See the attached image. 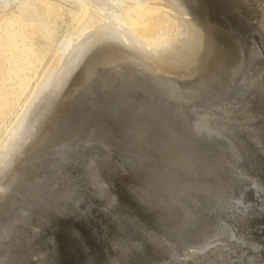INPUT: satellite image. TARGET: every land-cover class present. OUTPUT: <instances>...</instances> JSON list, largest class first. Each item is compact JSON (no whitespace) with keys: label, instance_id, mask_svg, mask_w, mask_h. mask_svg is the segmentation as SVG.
Listing matches in <instances>:
<instances>
[{"label":"bare ground","instance_id":"bare-ground-1","mask_svg":"<svg viewBox=\"0 0 264 264\" xmlns=\"http://www.w3.org/2000/svg\"><path fill=\"white\" fill-rule=\"evenodd\" d=\"M80 1L0 138V264H264V206L202 216L234 177L264 194V0H137V23L127 0ZM119 86L144 96L112 108Z\"/></svg>","mask_w":264,"mask_h":264},{"label":"rangeland","instance_id":"rangeland-1","mask_svg":"<svg viewBox=\"0 0 264 264\" xmlns=\"http://www.w3.org/2000/svg\"><path fill=\"white\" fill-rule=\"evenodd\" d=\"M145 9L146 7L137 0H127L122 3L121 11L126 18L124 22H139ZM84 11V5L80 0H7L0 5V138L23 108L25 101L31 95L44 69L51 62L60 45L82 19ZM142 96H144V92L141 88L138 90L133 88L132 91H128L119 86L113 89L109 103L113 106L112 108L122 111L135 100H141ZM149 137L156 138L157 136L151 133ZM207 142L210 146L217 143L212 139ZM62 148L61 152L63 151L65 158L57 157L56 161L52 160L53 164L58 165V162L63 160L65 161L63 166L71 174H79L73 161L76 156L86 158L92 153V150L88 146L84 148L81 139L71 141L70 144H66ZM245 163L247 164V162ZM262 167L264 169V162H262ZM44 171L43 168L42 172L44 173ZM234 180V187L225 197L227 203L224 201L215 203L220 207L215 209L220 210L222 216H213L211 210L205 213L203 211L204 218L211 217L213 220L224 221L227 219L224 218L227 217L226 214H229L225 207L228 208L234 202V199H231L232 195L239 194L242 190L239 186L240 183L247 182L251 188L255 187L242 176L234 177ZM256 191L261 198L255 201L251 207L253 210L258 205L264 206V194L257 189ZM93 204L92 199L81 200L80 211L87 212L93 209ZM22 214H25L24 217L26 216L24 210ZM4 233L0 231V248H4L5 245L12 242L11 236Z\"/></svg>","mask_w":264,"mask_h":264},{"label":"water","instance_id":"water-1","mask_svg":"<svg viewBox=\"0 0 264 264\" xmlns=\"http://www.w3.org/2000/svg\"><path fill=\"white\" fill-rule=\"evenodd\" d=\"M114 99H112V100H114ZM239 186L241 187L242 190L239 192V194H236V195H234V196L231 197V198L234 199L233 204H236L237 210H239V212H245V214H251V211H254V213L259 212L257 209H255V210H252L251 209V207L254 205L255 201L258 198H261V196L257 193L255 187H252L251 188L250 185H248L247 182H243V183L241 182ZM216 211H217V214H215V215L222 216V213H221L220 210H219L220 212L218 210H216ZM229 214H226V216L229 217ZM215 215H213V216H215Z\"/></svg>","mask_w":264,"mask_h":264}]
</instances>
